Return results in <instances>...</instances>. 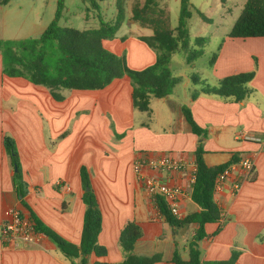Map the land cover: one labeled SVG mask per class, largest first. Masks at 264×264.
Instances as JSON below:
<instances>
[{"label": "crops", "instance_id": "crops-1", "mask_svg": "<svg viewBox=\"0 0 264 264\" xmlns=\"http://www.w3.org/2000/svg\"><path fill=\"white\" fill-rule=\"evenodd\" d=\"M13 2L0 5V30L17 33L7 39L29 38L30 34L18 33L31 28L41 35L53 21L44 26H29L24 17L27 0H20L15 7ZM102 3L105 10L109 7L112 10L115 5L114 18L109 22L114 21L118 14L117 0H103L99 6ZM95 11L87 13L86 20L94 26L86 29L99 27L96 19L100 18ZM130 16L132 13L127 15ZM136 26L142 29L138 38L153 35L150 27ZM121 38L127 40L126 36ZM138 41L141 45L138 51L136 46L133 48L134 64L129 66L142 70L155 63L157 55L147 49L146 43ZM214 61L213 75L209 74L214 82L255 70L250 82L255 90L252 96L236 102L212 96H199L192 101L190 94L187 100L174 101L171 95L158 100L167 104L174 117L171 114L168 118L161 117L152 104L147 117L139 115L137 120L132 107L133 88L126 78L114 80L103 90H63L64 100L55 101L48 89L33 91L22 78H16L12 85L26 90H4L2 82L6 77L2 75L0 58V235L5 210L16 208L29 218L34 213L60 237L78 245L87 209L83 196L88 191L81 178V169L85 167L102 212L98 240L108 252L100 260L110 263L124 260L119 238L129 222H135L143 230L134 253L160 254L162 259L155 264H174L172 258L177 249L187 259L196 226L176 231L169 226L133 171L140 153L168 152L182 158L185 170L164 171L160 177L165 183L181 188L178 201L181 218L201 210L191 198L190 183L201 139L192 133L184 118L185 105L192 110L197 124L207 129L202 139L206 165H223L234 156L238 159L222 190L215 193L222 217L218 223L206 226L208 237L199 242L201 260L204 263L228 260L233 251H238V264H264V37L227 36ZM5 137H11L18 149L27 205L22 204L16 190L17 170L5 148ZM246 158L255 162L251 174L240 164ZM236 183L240 184L237 191ZM95 259L90 257V261ZM0 264H73V261L44 235L38 244L19 248L5 247L0 240Z\"/></svg>", "mask_w": 264, "mask_h": 264}, {"label": "trees", "instance_id": "trees-1", "mask_svg": "<svg viewBox=\"0 0 264 264\" xmlns=\"http://www.w3.org/2000/svg\"><path fill=\"white\" fill-rule=\"evenodd\" d=\"M94 9L98 2L90 0ZM10 0H0V5H7ZM155 0H146L143 5L133 7L130 20L141 27H150L153 35L139 37L150 48L157 52L156 62L142 70L132 69L124 56L120 57L106 50L105 40L116 38L118 30L125 22L123 0H118V14L114 21H100L98 28L79 30L60 25L64 12L63 0H58L55 18L39 37L23 39H0V58L2 74L11 78H22L28 82L43 86L49 90L55 101L64 100L63 90H103L114 80L129 79L132 84V105L135 110L150 113L152 99H163L171 96L182 77L174 76L170 70L173 54L181 47L188 49L189 32L188 19L191 16L189 0H181L179 24L176 34L152 21V5ZM202 16V15H201ZM203 17V16H202ZM229 38H261L264 37V0H247L241 14L234 23ZM206 39L201 37L197 43L203 44ZM199 51L191 53L187 62L191 63ZM255 77V70L239 73L217 80L215 86L204 84V88L195 90L192 101L199 96H212L223 100L243 102L255 92L247 86ZM194 84L203 83L196 75L191 77ZM185 120L190 125L193 134L201 140L195 151L196 173L192 186L191 198L201 208L199 212L190 213L184 218L175 216L163 197H156L155 203L166 223L175 231L196 226L194 236L189 245V256L184 259L176 249L172 258L174 264H238L240 252L233 251L228 260L202 262L199 242L208 237L206 226L218 223L222 210L215 200V183L218 175L238 162L234 156L228 163L209 167L204 161L203 140L207 129L199 126L194 119L189 106L182 107ZM4 145L17 171L14 182L18 194L25 203L26 183L21 176L19 153L14 140L5 137ZM84 188L90 191L83 196L86 204L83 230L78 245L70 243L42 223L34 213L31 220L36 231L48 237L56 247L73 261V264H155L160 262V254L152 256L134 253L136 242L143 236L142 228L135 222H129L121 231L119 242L125 254L121 262L110 263L100 260L107 255V248L99 243L98 237L102 231V212L98 198L91 187V179L85 167L81 169ZM96 259L90 261V257Z\"/></svg>", "mask_w": 264, "mask_h": 264}, {"label": "rangeland", "instance_id": "rangeland-1", "mask_svg": "<svg viewBox=\"0 0 264 264\" xmlns=\"http://www.w3.org/2000/svg\"><path fill=\"white\" fill-rule=\"evenodd\" d=\"M145 1L146 0H123L125 22L122 26L123 28L119 30L116 35V38L119 37L120 39L117 38L118 40H114V38L106 40L108 42V46L103 42V46L106 50L116 54L117 56H124L128 65L132 63L134 64L133 48L135 46L136 48L140 47L141 43L138 41V36L142 32V29L139 26H136L138 23L132 24L135 22L131 20V23H129V20L133 16V7L138 4L143 5ZM155 1L157 2V5H152V21L155 22V25L159 24L166 29L172 30L174 34H176V28L178 27L180 18L181 0ZM246 1L247 0H189V10L191 12L187 26L189 32V47L188 49L180 47L173 54L172 62L170 64L172 75L182 77V82L174 89L172 94L173 96H171L172 100H187L189 94L192 95L195 90L204 88V84L209 86H215L217 84L209 77V74L213 75V67L215 63L214 58H216L220 44L224 42L234 23L240 16ZM57 2L58 0H27L24 5V17L26 16L27 25L33 26L35 24L44 26L53 20L55 18ZM101 2H98V5L101 4ZM19 3L20 0H14L12 7L17 6ZM63 3L64 12L60 20L61 26L73 27L79 30H85L90 26H94L92 22L86 20L87 13H91L94 10H96L95 12L100 18V21L103 20L105 22H109V20L113 19V16L115 15V5L112 10L110 7L105 10L103 3L98 9H94L90 0H63ZM131 13L132 16L128 18L127 15ZM1 15L2 12H0V16ZM100 21H97L96 19V22L98 23L97 25L99 26ZM35 31L36 29L31 28L28 31H22L18 34L20 36H27L26 34H30L28 35L30 37H39L40 34ZM13 33H3L0 30V38L7 39L17 34ZM123 36H126L127 40L121 38ZM201 37L206 39V42L203 44L197 43V39ZM146 47L149 51H151V53L157 54L156 50L153 48H150L149 46ZM196 51L202 52L198 53V55L193 58L191 63H188V57L191 53H196ZM193 75L198 76L203 83L194 84L191 80ZM5 77L6 80L2 82L4 90H15L19 92L26 90L25 87L12 85V81H16V78L8 76ZM26 83L30 85L33 91H44L46 89L43 86L34 85L27 80ZM185 83H189L188 86H186ZM247 86L251 88L250 83H248ZM152 104L155 113L161 117L168 118L170 114L174 117V113L169 111L167 104H165L163 100L154 98L152 99ZM139 115L147 117L146 112L136 110L137 120L139 119Z\"/></svg>", "mask_w": 264, "mask_h": 264}, {"label": "built area", "instance_id": "built-area-1", "mask_svg": "<svg viewBox=\"0 0 264 264\" xmlns=\"http://www.w3.org/2000/svg\"><path fill=\"white\" fill-rule=\"evenodd\" d=\"M242 167L251 174L255 168V162L251 158H246L241 163ZM186 163L182 158L173 156L171 153H140L133 164V171L137 179L142 183L145 190L155 200L156 197H163L171 212L181 218L178 201L181 195V188L165 183L160 173L177 172L185 170ZM153 171L154 174H147L145 171ZM232 166L218 175L215 183V193L222 190L223 185L231 174ZM196 168L191 177V186L195 181ZM240 184L236 183L234 189L237 191ZM44 234L36 231L35 223L31 218L26 217L16 208H8L4 212V219L1 223L0 240L5 247L19 248L26 245L38 244Z\"/></svg>", "mask_w": 264, "mask_h": 264}, {"label": "water", "instance_id": "water-1", "mask_svg": "<svg viewBox=\"0 0 264 264\" xmlns=\"http://www.w3.org/2000/svg\"><path fill=\"white\" fill-rule=\"evenodd\" d=\"M16 170H17V168H16ZM86 190H87V191H89V190H90V188H89V187H87V188H86Z\"/></svg>", "mask_w": 264, "mask_h": 264}]
</instances>
